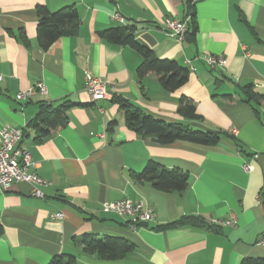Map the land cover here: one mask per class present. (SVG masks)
I'll list each match as a JSON object with an SVG mask.
<instances>
[{
	"label": "crops",
	"instance_id": "1",
	"mask_svg": "<svg viewBox=\"0 0 264 264\" xmlns=\"http://www.w3.org/2000/svg\"><path fill=\"white\" fill-rule=\"evenodd\" d=\"M194 30L182 39L164 30V19L188 16L186 0H0V128H22L18 146L29 151L47 184L44 196L18 182L0 191V264H47L54 255L73 254V264H244L264 259V123L243 87L264 96V0H193ZM77 9L78 28L47 49L37 42L36 8ZM114 14L119 19L113 17ZM133 28L135 40L157 58L190 61L188 79L164 90L155 75L138 79L141 55L113 44L98 32ZM191 30V28H189ZM222 56L210 69L203 56ZM188 68V67H187ZM88 71L105 83L107 95L91 101L84 88ZM43 82L26 100L19 90ZM121 97L166 122L220 132L215 145L182 140L161 144L124 122ZM190 99L197 119L177 113L179 99ZM68 107L60 124L36 140L34 123L44 105ZM262 113V104L254 105ZM114 121L113 125H109ZM148 161L188 174L182 192H164L138 183ZM244 164L250 169L245 171ZM141 202L154 212L151 222L131 223L104 212L102 203ZM61 212V218H54ZM236 216L235 226L211 218ZM198 222L170 225L183 218ZM112 236L134 248L121 258L82 252L79 240Z\"/></svg>",
	"mask_w": 264,
	"mask_h": 264
},
{
	"label": "trees",
	"instance_id": "2",
	"mask_svg": "<svg viewBox=\"0 0 264 264\" xmlns=\"http://www.w3.org/2000/svg\"><path fill=\"white\" fill-rule=\"evenodd\" d=\"M189 11L187 30H194L193 0H186ZM37 42L42 49H47L55 40L62 36H72L77 32L78 14L73 6H66L54 12L45 6L36 8ZM191 28V30H189ZM99 36L113 44L129 45L141 55V61L136 67L135 75L140 80L148 73L155 75L161 87L169 92L181 87L188 79L189 69L181 66L173 59L157 58L149 49L139 44L133 34V28L129 26H117L98 32ZM246 102L252 103L255 114L264 123V110L260 113L256 106L264 107V96L254 92L250 85L243 87ZM113 101L123 111L125 125L135 133L151 137L161 144H168L176 140L187 141L202 145H215L219 142L220 132L191 128L187 123L166 122L145 113L140 107L128 102L121 97H113ZM68 107L63 104L57 109L48 105L40 107L34 123L37 136L36 140L44 138L51 129L60 124V116ZM177 113L183 118L197 119L195 106L190 99L181 97L177 107ZM115 122H110L113 125ZM132 178L138 183H149L154 189L164 192H182L188 185V174L178 168L167 169L154 161H148L139 173H132ZM191 220V221H190ZM198 222L197 218H183L174 221L170 225H180L184 222ZM82 252L88 254L103 255L108 258H121L134 248V245L122 238L103 236L87 237L79 240ZM76 257L73 254L54 255L47 264H73ZM244 264H264V259H250Z\"/></svg>",
	"mask_w": 264,
	"mask_h": 264
},
{
	"label": "built area",
	"instance_id": "3",
	"mask_svg": "<svg viewBox=\"0 0 264 264\" xmlns=\"http://www.w3.org/2000/svg\"><path fill=\"white\" fill-rule=\"evenodd\" d=\"M114 18L119 19L117 14ZM189 16L184 19H176L166 17L164 19V30L167 35L178 38H183L187 30V22ZM203 61L210 69L221 68L224 66L222 56L205 55ZM190 61H186L189 70L194 68L190 66ZM85 84L84 88L90 95L91 101L103 99L107 95L104 81L93 76L88 71L84 72ZM2 76L0 75V80ZM36 89L38 92L46 93V87L43 82H36L33 88L19 90L15 93L16 100H26ZM22 138V128L5 125L0 128V191H6L9 187L18 182H26L31 186V195L42 198L43 192L39 186L47 184V181L38 176L30 168H35L36 163L32 160L29 151L18 146ZM243 169L248 171L249 164H244ZM102 211L112 212L118 215L125 216L131 223L151 222L154 220V212L151 208L145 207L141 202H134L129 199H119L113 202L102 203ZM54 218H61L62 213L58 212L53 215ZM209 223L216 226H235L236 216L229 214L225 218H211ZM262 246H264V231L260 238Z\"/></svg>",
	"mask_w": 264,
	"mask_h": 264
}]
</instances>
